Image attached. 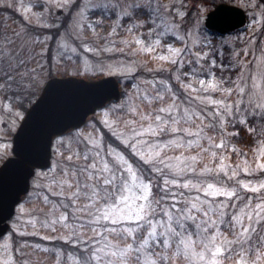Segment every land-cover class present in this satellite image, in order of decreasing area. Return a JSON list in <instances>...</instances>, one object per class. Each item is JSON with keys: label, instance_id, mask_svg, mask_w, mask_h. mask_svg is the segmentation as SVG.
<instances>
[{"label": "snow or ice", "instance_id": "obj_1", "mask_svg": "<svg viewBox=\"0 0 264 264\" xmlns=\"http://www.w3.org/2000/svg\"><path fill=\"white\" fill-rule=\"evenodd\" d=\"M240 6L249 24L235 32L201 20L204 0L194 14L184 0L21 6L20 31L0 37V93L10 94L13 124L40 108L32 98L47 82L52 44L58 63L76 57L75 75L131 84L58 135L54 163L32 177L52 206L41 227L53 234L43 239L63 242L55 264L72 246L73 264H264V0ZM0 147L5 168L26 166ZM16 251L13 243L4 264H30Z\"/></svg>", "mask_w": 264, "mask_h": 264}, {"label": "water", "instance_id": "obj_2", "mask_svg": "<svg viewBox=\"0 0 264 264\" xmlns=\"http://www.w3.org/2000/svg\"><path fill=\"white\" fill-rule=\"evenodd\" d=\"M219 28L234 31L247 23L246 11L237 5L220 3L207 14ZM227 33V32H226ZM121 97L120 83L113 76L87 80L78 76L52 77L47 80L40 96L32 104L40 108L32 116L30 107L14 134L13 153L8 159H20L22 153L26 166L16 164L0 166V237L10 228V219L16 213L31 186V178L37 168L51 165L54 138L65 129L81 127L91 109ZM26 121L28 123H26ZM50 132V142L41 143L43 135Z\"/></svg>", "mask_w": 264, "mask_h": 264}, {"label": "rangeland", "instance_id": "obj_3", "mask_svg": "<svg viewBox=\"0 0 264 264\" xmlns=\"http://www.w3.org/2000/svg\"><path fill=\"white\" fill-rule=\"evenodd\" d=\"M219 1L221 2L222 0H219ZM29 2L30 0H7L8 4L15 5L14 9L13 8H10V9L20 14H22L21 6L27 7ZM225 2L240 5V0H225ZM212 3H213L212 0H204L205 10H202V14H201V20L204 22H205L206 14L208 13L209 10H211L214 7ZM184 4L186 5V7L183 10L189 12V10L192 8L193 12L191 10V14H194L197 12L198 6L201 5V0H197L195 2L191 0H184ZM0 8H7L5 7L3 0H0ZM2 12L4 13L6 11L0 10V37H2L5 33L10 36L13 31L19 32L20 25L19 23L13 20L11 13L6 12L5 15H3ZM36 51L39 52V47H37ZM57 51L59 50L54 44V56H53L52 65H51L54 67V72L58 73L60 71H68L70 74H74L77 71L76 57L73 56L71 62H68L66 58L67 53H65V62L61 64V63H58L56 59ZM84 54L88 55L89 58L93 56V54L87 53L86 51ZM43 58L45 60H48L47 54H44ZM49 69H50V66L46 64L44 68V77H43L46 81L48 80V78H50ZM105 75H108V74H105ZM81 76L86 77L83 75ZM89 76H94V75H89ZM126 90H129V91L131 90V84L126 88ZM40 93L41 91L38 92L37 95L32 98V102L38 97ZM10 103H11L10 94L8 96H4L2 93H0V145H7L9 155L12 154L13 135L22 121V120H16L15 124H13L12 121L15 118L12 117L9 108L7 107V105H9ZM110 103H115V102H110ZM25 104H29V102L25 101ZM3 151L4 149L0 147V153H2ZM65 156H67V152H65ZM55 158H56V145L54 143L53 163L55 161ZM39 171H46V170H39ZM30 193L32 194L31 196H29ZM29 194L27 198L24 199L22 202L25 205V211L21 212L18 206L15 216L10 221L11 229L9 233L6 236L0 238V264H4V261L8 259V255L12 253L13 243L15 244V247L17 249L15 256H14V258L17 260L23 259V260L29 261L30 264H34L33 261H31V259L28 258L23 251V248H24L23 245L26 244L32 247V253L35 256V258L37 257L43 258L44 254H50L51 257L49 256V259L47 260L48 262L47 264H55L56 262L57 255L56 256L51 255L52 253H55V251H52L50 253L49 251H47L46 249L42 247V243L38 240L40 238L43 239L44 235L53 234L50 232V230H47L41 227V224L45 219H49V220L51 219V217L48 216L47 214L50 212L52 206L51 204L46 205L43 203V195L41 193V190L34 188L33 183H32ZM56 215L58 216L59 212H57ZM29 217H32L33 219H35L36 221L35 229H33L32 223ZM13 225H17L19 230H17V228H14ZM25 226L27 227L25 228ZM34 230L41 232V235L39 236L30 235V233H32ZM13 233L14 235H11ZM28 236H33L35 239V242L34 243L27 242L26 239L28 238ZM36 244H40L41 248L37 249L35 247ZM4 245H8L7 249H5ZM20 253H23L25 255L21 256ZM62 257H61V264H73V261L69 259H65V258L63 259Z\"/></svg>", "mask_w": 264, "mask_h": 264}, {"label": "trees", "instance_id": "obj_4", "mask_svg": "<svg viewBox=\"0 0 264 264\" xmlns=\"http://www.w3.org/2000/svg\"><path fill=\"white\" fill-rule=\"evenodd\" d=\"M191 1L195 2V1H197V0H191ZM212 1H213V3H212L213 5H216L218 2H220L219 0H212ZM0 10H4V11H6V12L11 13V15H12V17H13V20H14L15 22L19 23V25L21 26V24H22L21 15H22V14H20V13L14 11V10H12V9H10V8H0ZM191 10H192V8L189 10V13H190V14H191ZM6 12H4V13L2 12V14L5 15ZM192 12H193V10H192ZM50 48H51V52L47 54V57H48V59H51V65H52V60H53V56H54V44L50 45ZM60 73H62V74H61L62 76H65V75H69V74H70L68 71H62V72H60ZM56 74H57V73L54 72V67H53V66H50V69H49V76L52 77V76H55ZM102 76H103V75H102ZM99 77H101V76H100V75H96V76H92V77H89V78L94 79V78H99ZM118 77H119V76H118ZM119 79L122 80L120 77H119ZM129 85H130L129 82L122 81V93L125 92L126 88H127ZM25 105L28 106V104H25ZM27 109H28V108H27ZM248 143H249V141H248L247 139H245V140H240V141H236V144H237L238 147H240V146H246V145H248ZM253 146H254V145H253ZM245 151H247V147H245ZM26 198H27V196H26ZM38 240L42 243V247H43L44 249H46L47 251H49L50 253H51L52 251H54L57 247H59L61 243H63V242L58 243V242H56V241H48V240H44V239H42V238H40V239H38ZM26 241L29 242V243H34V242H35V239H34L33 236H28V238L26 239ZM73 248H74V246H72V247H68V248L66 249L65 255H63L62 258H63V259H64V258H65V259H68V257H67V253H68V252H72ZM23 251H24V253L26 254V256H27L28 258H30L31 261H33L34 264H47V263H48L47 260L49 259L50 254H44V257H43V258H40V257H37V256H36L37 258H35V256H34L33 253H32V247H31L30 245H27L26 247H24V248H23ZM25 254H24V255H25ZM51 255L56 256V253H52ZM50 257H51V256H50Z\"/></svg>", "mask_w": 264, "mask_h": 264}]
</instances>
